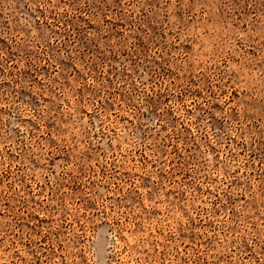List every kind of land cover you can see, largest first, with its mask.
I'll return each mask as SVG.
<instances>
[{"label":"rangeland","instance_id":"obj_1","mask_svg":"<svg viewBox=\"0 0 264 264\" xmlns=\"http://www.w3.org/2000/svg\"><path fill=\"white\" fill-rule=\"evenodd\" d=\"M0 264H264V0H0Z\"/></svg>","mask_w":264,"mask_h":264}]
</instances>
